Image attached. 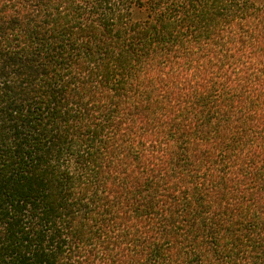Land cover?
Wrapping results in <instances>:
<instances>
[{
    "label": "trees",
    "instance_id": "16d2710c",
    "mask_svg": "<svg viewBox=\"0 0 264 264\" xmlns=\"http://www.w3.org/2000/svg\"><path fill=\"white\" fill-rule=\"evenodd\" d=\"M0 264H264V0H0Z\"/></svg>",
    "mask_w": 264,
    "mask_h": 264
}]
</instances>
